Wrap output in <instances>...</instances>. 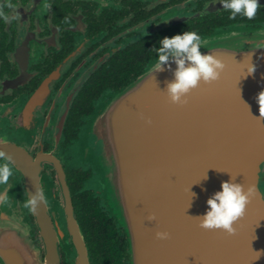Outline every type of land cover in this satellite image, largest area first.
<instances>
[{
	"label": "water",
	"instance_id": "water-1",
	"mask_svg": "<svg viewBox=\"0 0 264 264\" xmlns=\"http://www.w3.org/2000/svg\"><path fill=\"white\" fill-rule=\"evenodd\" d=\"M208 51L226 67L186 103L170 101L164 90L173 73L166 67L153 74L154 60L83 131L79 146L89 144L92 150L83 153L92 154L98 172L86 189L124 230L131 264H264V254L257 259L264 252V117L256 100L264 91V28L237 27L203 39L201 52ZM231 177L256 189L235 234L200 227L196 217L205 214L207 199ZM65 185L75 264H94ZM159 231L169 238L158 239ZM47 264H61L56 242L48 244Z\"/></svg>",
	"mask_w": 264,
	"mask_h": 264
},
{
	"label": "flooded vegetation",
	"instance_id": "flooded-vegetation-1",
	"mask_svg": "<svg viewBox=\"0 0 264 264\" xmlns=\"http://www.w3.org/2000/svg\"><path fill=\"white\" fill-rule=\"evenodd\" d=\"M260 4L254 19L230 20L219 0H0V12L16 16L0 19V147L13 168L0 185L8 195L0 205V264H47L52 241L61 264H75L63 183L74 209L80 194L104 203L82 192L94 171L79 152L81 133L156 60L161 38L264 28ZM260 180L264 195V165ZM37 187L46 202L33 211L25 205Z\"/></svg>",
	"mask_w": 264,
	"mask_h": 264
},
{
	"label": "clouds",
	"instance_id": "clouds-1",
	"mask_svg": "<svg viewBox=\"0 0 264 264\" xmlns=\"http://www.w3.org/2000/svg\"><path fill=\"white\" fill-rule=\"evenodd\" d=\"M219 3L222 4L224 11L230 13L228 17L230 20H235L238 16L252 20L261 6L260 0H219ZM7 7L13 9L14 5L9 2ZM203 14L202 12L201 15ZM0 19L9 23L16 19V16L0 12ZM157 43L158 46L152 48L156 54L153 74L164 71L166 67L172 71L173 79L166 82L164 91L174 104L186 103V97L201 83L211 84L217 81L226 67L224 62L211 52H201L202 38L196 31H184L173 36H164ZM173 64L176 66L174 69ZM254 71L255 67L252 65L251 69H248V74ZM256 100L259 104L260 115L264 117V91L258 93ZM148 122L151 123V121ZM0 160L4 161L0 163V185H6L13 175V168L11 157L3 147H0ZM203 179H207L206 174ZM255 194L254 185L248 186L245 190V186L236 183L233 177L228 181H223L221 190L216 191L207 199L208 208L205 214L196 217L200 227L223 230L229 235H234L236 232L234 223L244 216L246 207ZM192 197H195V193H191ZM41 202H46V196L43 188L37 187L35 194L31 195L25 207H30L34 211ZM7 203V193L0 194V205ZM155 219L154 214L148 217L149 221H155ZM156 236L158 239L165 240L169 238V233L159 231ZM257 254L258 259L264 252H257Z\"/></svg>",
	"mask_w": 264,
	"mask_h": 264
},
{
	"label": "trees",
	"instance_id": "trees-1",
	"mask_svg": "<svg viewBox=\"0 0 264 264\" xmlns=\"http://www.w3.org/2000/svg\"><path fill=\"white\" fill-rule=\"evenodd\" d=\"M86 184L82 192L90 191ZM74 205L93 263L131 264L127 236L110 217L104 203L102 207L101 203L89 201L86 194H80L75 197Z\"/></svg>",
	"mask_w": 264,
	"mask_h": 264
},
{
	"label": "rangeland",
	"instance_id": "rangeland-1",
	"mask_svg": "<svg viewBox=\"0 0 264 264\" xmlns=\"http://www.w3.org/2000/svg\"><path fill=\"white\" fill-rule=\"evenodd\" d=\"M84 141V138H83V132L81 133V136H80V141H79V143H81V142H83ZM79 148L81 149H83V147H81V146H79ZM83 150H86V152H87V150H92L90 147H89V144L87 143V145H85L84 146V149ZM83 150H79V152H80V154L82 155V157H84V159H85V161H87V163H89L90 164V166L93 168V171H94V175H93V177H92V179L89 181V184H92L93 185V180H95L96 181V183H97V177H98V172H96V168H95V165H96V163L93 161V157H92V154H91V156L88 158V156L86 155H84V153H83ZM93 181V182H92Z\"/></svg>",
	"mask_w": 264,
	"mask_h": 264
}]
</instances>
